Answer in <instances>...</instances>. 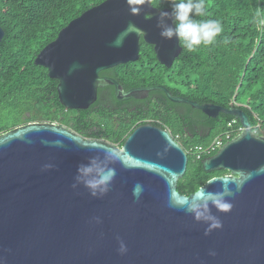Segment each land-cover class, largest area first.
<instances>
[{"label": "water", "instance_id": "1", "mask_svg": "<svg viewBox=\"0 0 264 264\" xmlns=\"http://www.w3.org/2000/svg\"><path fill=\"white\" fill-rule=\"evenodd\" d=\"M140 8L133 14L126 0H102L60 28L34 64L57 80L66 109H86L99 88L112 86L118 101L159 89L209 117H236L240 132L200 161L205 171L228 172L201 186L211 192L227 186L231 209H212L221 226L207 235L208 225L184 211L194 191L180 193L176 186L187 152L166 129L140 124L117 146L56 122H29L0 133V264H264V135L251 129L244 110L198 103L163 85L124 89L99 74L138 60L140 39L167 68L179 55L175 37H161L156 26L160 12L169 9L151 0ZM3 35L0 26V40ZM105 151L115 170L109 191L93 197L82 184L72 187L77 167ZM136 184L143 187L139 198L133 196Z\"/></svg>", "mask_w": 264, "mask_h": 264}, {"label": "trees", "instance_id": "2", "mask_svg": "<svg viewBox=\"0 0 264 264\" xmlns=\"http://www.w3.org/2000/svg\"><path fill=\"white\" fill-rule=\"evenodd\" d=\"M102 0H0V133L29 122H56L84 138L104 139L121 146L134 123L120 118L112 86L97 90L96 100L86 109H66L58 99L57 80L34 64L37 52L53 40L72 18ZM207 17L223 24L216 42L179 55L167 68L155 57L152 45L140 42L139 59L115 65L99 72L115 78L124 88L164 82L165 75L186 86L184 96L198 103L212 102L224 107L237 106L247 114L251 129L264 135V36L251 23L264 0H206ZM159 9L168 8V0H151ZM227 37L229 42L224 43ZM157 89L150 95H157ZM163 128L187 152L184 174L176 189L189 194L207 179L228 173L205 171L201 159L214 154L219 146L198 157L193 148H207L215 139L220 144L241 130L239 120L219 112L209 117L186 103L164 99ZM166 115V116H165ZM153 117V115H150ZM184 117V118H182ZM201 119L202 124L196 126ZM148 123H157L149 120ZM228 123L230 125L228 126ZM229 131V138L226 132Z\"/></svg>", "mask_w": 264, "mask_h": 264}, {"label": "clouds", "instance_id": "3", "mask_svg": "<svg viewBox=\"0 0 264 264\" xmlns=\"http://www.w3.org/2000/svg\"><path fill=\"white\" fill-rule=\"evenodd\" d=\"M169 10L161 11L157 17V27L160 29V36L165 39L175 37L179 45L187 52H196L201 47H207L216 42V39L223 32V24L218 19L206 18L197 19V17H207L206 0H168ZM130 6V12L139 14L140 6L148 3V0H126ZM170 21V23H168ZM251 23L255 30L264 36V8H257L253 13ZM228 43L227 37L223 40ZM113 160L112 154L104 152L102 157H91L87 164H80L77 167V174L74 177L75 183L82 184L89 190L93 197H102L110 189L112 180L115 177V170L110 167ZM50 168L52 165H45ZM215 178L209 179L207 183H213ZM143 191L140 184L133 187V196L139 198ZM233 193L224 186L220 191H207L203 186H197L192 193L189 201L183 206L184 211L191 214L198 222H204L208 225L205 235L213 228H218L221 223L212 209L227 212L232 204L226 199ZM99 222V218H97ZM118 251L123 254L127 251L125 243L121 240ZM214 255V253H210Z\"/></svg>", "mask_w": 264, "mask_h": 264}, {"label": "flooded vegetation", "instance_id": "4", "mask_svg": "<svg viewBox=\"0 0 264 264\" xmlns=\"http://www.w3.org/2000/svg\"><path fill=\"white\" fill-rule=\"evenodd\" d=\"M141 41L142 39H140V42ZM149 85H163L166 88H168L173 95H178V96H184L185 94L184 92L186 88L185 85L184 86L179 85V83L175 82V80L169 78L168 75H165L164 82L154 83ZM136 86H145V85L133 84L128 86L127 88H124L122 85L124 89L136 87ZM157 90L159 91V93L154 96H151L149 92L148 95L142 99L130 98L127 100L120 101L121 104L117 109V113H119L120 118L125 120L126 122H133L134 123L133 128L140 124L148 123L149 120L157 123L155 126L163 128L162 126L164 125V123L162 122V117L164 116L165 113L163 111V107H161L159 104L163 102L164 99H166L167 97L165 96L164 92H162L159 89ZM150 115H153V117H150ZM195 123L196 126L201 125L202 121L201 119L198 118V120ZM163 129H166L169 132V134L172 136V131L170 129L168 128H163Z\"/></svg>", "mask_w": 264, "mask_h": 264}, {"label": "built area", "instance_id": "5", "mask_svg": "<svg viewBox=\"0 0 264 264\" xmlns=\"http://www.w3.org/2000/svg\"><path fill=\"white\" fill-rule=\"evenodd\" d=\"M230 125V123H228V126ZM229 135H230V133H229V131H227L226 132V135H225V137L226 138H229ZM222 144H220V140L219 139H215L212 143H211V145L209 146V147H207V148H204V147H202L201 145H197V146H195L192 150H193V152L196 154V156L198 157L201 153H208V152H210L211 150H213L214 148H216L217 146H221Z\"/></svg>", "mask_w": 264, "mask_h": 264}]
</instances>
